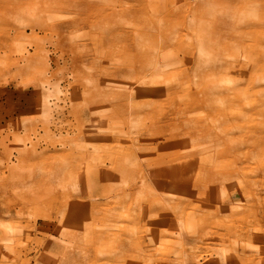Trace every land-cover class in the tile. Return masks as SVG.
<instances>
[{
	"label": "bare ground",
	"instance_id": "6f19581e",
	"mask_svg": "<svg viewBox=\"0 0 264 264\" xmlns=\"http://www.w3.org/2000/svg\"><path fill=\"white\" fill-rule=\"evenodd\" d=\"M69 1L64 0L54 10L57 14L59 13L60 17L50 25L56 29L55 36L52 37L53 42L50 44L43 42L33 46L32 54L26 49L22 51L25 54L22 62L24 64L32 62L35 65L45 92L46 101L43 106L37 108L43 109L45 112L53 108L45 122L32 124V121L24 120L21 122L22 128L24 131L48 130L50 133L53 132V139L45 147H40L18 137L15 138V146L12 149L14 152L7 151L5 155L0 154V169L6 170L5 172L9 173L8 177L11 180L37 182L35 177H32L33 174L30 175L29 170L23 171L21 168L30 160L41 161L43 164L41 171L53 179H76L73 194L67 192L61 194L59 202L61 207L53 215L56 226L81 224L77 221L79 214L75 213L74 208L76 203H82L79 196L84 195L82 187L87 186L89 182L98 185V191L87 195L89 198H102L116 191L117 185L113 181L118 161L116 152L124 159L128 173L135 175L137 172V159L139 160V158H136L126 139L121 142L118 137L114 136L107 139L102 146L94 144V139L89 135L97 130H109L107 127L108 118L99 117V109L92 108V106L116 94L121 101H117V103L121 104L125 100L127 108L134 112L137 110L136 97L143 96L149 104H154L149 110L154 106L158 108L161 116L158 124L160 123L163 131H169L164 136L165 141L158 145L171 150V154H166L169 160L172 155L187 156L188 160L183 163L169 165L168 169L158 165L151 171L150 179H152L155 190H158L166 202H169L174 215H177V209L182 205V203L176 202L178 193H184L191 199L201 195L214 201L222 190L226 195L233 191L234 182L232 183L231 178L236 174L247 173V180L239 181L242 185L239 191L247 192L253 186L260 192H264L263 168L254 174L250 167L245 166L246 164H233V166H229L233 169H224L226 168L224 162L218 161V157L222 154L232 156L237 148L249 146L251 143L249 134L255 132L250 131L255 117H249L264 114L260 113L262 110L264 112V103L249 99V89L242 94L245 99H238L233 90L236 85L229 87L224 84L227 82L226 79L231 77L230 74L233 70L231 62L238 58L246 60L250 58L251 53H255L257 56L254 60V67H251V70L254 69V74L249 78L251 81L250 91L255 90L256 86L252 77L264 79V52L263 55H260V52L264 51V23L262 21L255 24L251 22L252 20L251 23L247 22L246 24L237 21L241 34L239 37L232 36L229 40L230 46L228 45L230 50H224L225 53H222V40L215 29L217 25L204 20L205 15L210 16L213 13V11L210 12L213 8L210 7L211 9L208 10L207 5L203 7L205 1L176 0L177 4L175 9L173 7V11L166 12V8L163 9V13H165L160 19V22H163L160 23V28L155 27L156 22L151 16L154 9L151 5L152 0H149V3L145 0H138L140 2L138 5H127L121 0H107L108 3L101 0H76L73 4ZM209 1L213 2L214 0ZM152 3L154 2L152 1ZM156 3L158 4V2ZM249 7H251L250 11H254L258 20L264 18V0H256ZM146 8L150 12L146 11ZM250 11L244 10L243 15H248ZM174 16H177L180 30L177 33H169L168 28H171L168 26L165 28L164 22ZM130 21L134 23H132L134 25L132 29L125 26ZM246 29H248L247 32L243 31ZM31 30L33 34L36 31L34 27ZM155 30H159L156 35ZM48 31L51 32L50 29H46L45 35L39 39H49ZM101 37H104V42L109 45V51L104 53L100 50L103 47ZM172 41L179 44L181 51L175 56L171 54L172 57L169 54L163 55L162 47L169 46ZM226 44L224 45L226 46ZM130 49L136 51L135 60L133 58L131 64L127 66L118 65L120 55H126V50ZM58 51H60V55ZM222 57H225L226 60ZM93 65L100 67L95 78L90 73ZM171 69L172 72H170ZM170 74L175 78L172 81H169ZM245 76L248 79L249 75L245 74ZM101 79L114 80L118 91H113L101 84ZM83 80L92 83L95 90L82 85ZM219 83L223 84L220 88H218ZM134 87H138L135 95L131 92ZM263 91L264 89H258L253 93L261 94ZM179 92H183V95H179ZM33 93H38L37 88ZM159 96L162 97L161 100L157 99ZM235 106L240 109L235 110L237 109ZM247 110L251 111V116L247 115ZM68 115H73L77 121L72 131L58 127L62 121H68ZM140 116V114L139 116L133 114L131 118L136 121L140 119ZM3 119L5 117L0 116V135L5 133L1 122ZM15 126L18 125L15 124ZM16 127L15 131H17ZM127 128L132 134V124ZM13 134L15 135V133ZM238 139L240 142L236 143ZM88 146H92L93 152L98 154L105 155L107 152L113 151L114 156L109 158L94 156L88 150ZM189 146L192 147L190 151L188 150ZM203 146H207L208 152H213L207 161L210 165L201 170L202 175L204 173V176L211 177V186L200 190L202 180L192 178L197 173L201 174L200 171L197 172L202 161L198 152L203 150ZM163 156H159V160ZM255 176L258 178L257 180L253 179ZM76 177L79 178L78 182ZM141 181L146 183L142 174ZM10 188L9 184H0V191H7ZM235 194L237 193L235 192ZM260 198L251 207H259ZM76 199L79 201L72 202ZM209 205L206 206L207 209ZM94 206L96 209L98 203H94ZM159 206L163 208L165 206L159 202L156 207L160 209L161 213L165 212V208ZM210 206L214 209L219 208V210L222 208L220 202L217 201H214ZM15 209L20 218V215L24 213V206L19 204ZM156 211L154 209V212ZM99 213L108 216V210H98L93 215L96 217ZM117 213H120L121 219L125 216L122 211L118 210ZM94 216L84 220L85 238L101 237L102 232L98 234L94 232L93 220H96ZM144 216H146L145 213ZM51 220V218L49 220L46 218L43 221H48L46 226L51 227L53 221ZM134 220L139 219L134 218ZM24 222L28 223L29 221L25 219ZM122 222L105 226V232L113 236L112 229L121 228ZM212 223L214 224V221L207 219L202 228L194 230L190 235H186L184 227H181V235L178 236L165 234L169 233V230L165 229L163 237L171 238L172 245L167 252L162 254V257L164 259H180L181 264L192 263L193 257L186 252L183 246L185 243H193L196 248L201 249L202 242L211 238L209 227ZM74 238L76 237L74 236ZM153 240L152 238L146 242L142 239V242L120 243L113 248H104L103 253L106 258L104 264H112L110 261L113 258L134 257L141 251L140 254L144 256L143 252H149ZM180 240L181 242H179ZM113 243L114 241H112ZM195 247L194 249H196ZM236 256L240 255L236 254ZM153 260L158 264L161 262L156 258Z\"/></svg>",
	"mask_w": 264,
	"mask_h": 264
},
{
	"label": "rangeland",
	"instance_id": "374dc122",
	"mask_svg": "<svg viewBox=\"0 0 264 264\" xmlns=\"http://www.w3.org/2000/svg\"><path fill=\"white\" fill-rule=\"evenodd\" d=\"M63 1L0 0V116L5 117L1 120L5 132L0 135L1 155H5L7 151L14 152L12 149L15 146V138L18 137L27 140V143L31 141L40 147H45L53 139V132L50 133L48 130L24 131L22 128L23 124L21 122L24 120L32 121V124L45 122L48 119L49 112L53 110V108L46 110V112L43 109L39 110L46 101L41 77L32 62L25 64L22 62L25 57L22 51L26 49L32 54L33 46L43 42L49 44L53 42L52 37L55 36L56 29L50 25L60 17L59 13L57 14L54 10ZM75 1L70 0L69 2L73 4ZM101 1L108 3L107 0ZM121 1L126 2L127 5L140 4L138 0ZM152 1L151 5L154 9L151 16L154 17L156 22L155 27L160 28V19L165 13H163V9L166 8V12L173 11L177 2L176 0ZM191 1L193 0H185V2ZM203 1H205L203 7L207 5L208 10L213 8V10H210L213 13L210 16L205 15L204 20L213 22L215 26L217 25L215 29L222 40V53L230 50L228 47L230 38L232 36L239 37L241 34L237 21H242L243 24L247 22L255 24L259 21L264 23V18L258 20L254 11L249 10L251 9L249 6L254 4L256 0ZM145 2L149 3V0H145ZM244 10L250 11V13L244 16ZM177 16L169 21L166 19L167 21L164 22L165 28H171H168L169 33H177L180 30L177 24ZM132 23L130 21L125 26L132 29L134 26V23ZM32 27L36 29L34 34L31 30ZM46 29H50L52 32L48 31L49 39H39L45 35ZM158 31H154L155 35ZM243 31L247 32L248 29ZM104 40V37H101L103 47L100 50L103 53L109 51V45ZM223 43H227L226 46ZM130 44L132 45L131 42ZM179 48H181L179 44L172 41L169 46H164L161 50L163 55L172 54L175 56L181 51ZM263 52H260V55H263ZM58 54H61L60 51H58ZM125 54L120 55L118 65L127 66L131 64L133 58L135 60V50H126ZM256 56L255 53H251L250 58L246 60L238 58L232 61L231 77L226 79L227 82L224 84L229 87L236 85L233 90L235 97L238 99H245L242 94L249 89V99L264 103V91L261 94L253 93L258 89H264V79L252 77L256 86L254 87L255 90L250 91L251 81L249 78L254 74V69L251 70V67H254ZM222 58L226 60L225 57ZM99 69V66L93 65L90 73L94 78ZM170 72H172V69ZM245 74L249 75L248 79ZM169 79V81H172L175 78L170 74ZM114 82L111 79L109 81L101 79V84L106 85L113 91H118ZM82 85L95 90L90 82L83 80ZM221 85L223 84L219 83L218 88ZM35 88L38 90L36 94L33 93ZM137 88L132 89L133 95H135ZM179 95H183V92H179ZM157 99L161 100L162 97L159 96ZM117 101L120 100L116 94L92 106V108L99 109V117L108 118L107 127L109 130H97L89 135L94 139V144L102 146L107 139L114 136L118 137L121 142L126 139L136 158H139V160L137 159V172L135 175L128 173L124 159L116 152L118 161L113 176V181L117 185L116 191L102 198H89L87 195L98 191V185L89 182L87 186L82 187L83 192H81L84 195L79 196L82 203L78 202L77 199L72 201L74 203L78 202L77 205L75 204L74 209L75 213L79 214L77 221L82 225L65 224L56 226L53 215L61 207L59 204L61 194L67 192L72 195L76 186V179H53L46 176L41 171L43 164L39 160L27 161L25 166L21 167L23 171L29 170L30 175L33 174L32 177H35V181H37L33 183H28L29 181L20 182L18 179L11 180L8 177L9 173H6L4 169H0V184L11 186L7 191H0V264H104L106 261L105 253H103L104 248H113L120 243L142 242V239L149 242L152 238L154 239L152 246L149 248L148 253L143 252L144 256L140 254L141 251L136 253L134 257L113 258L110 262L112 264H158L153 260L156 258L161 260L160 264H181L180 259H164L162 257V254L167 252L170 245H172L171 238L163 237L165 229L169 230V233L165 234L178 236L181 235V227H184L186 235H190L194 230L202 228L207 219L214 221V224L212 223L209 227L211 238L202 242L201 249L196 248L193 243H185V246H183L186 252L193 257L190 264H264V192H260L258 188L253 186L247 192L239 191L242 186L239 181L247 180V173L236 174L231 178L234 187L229 195H226L222 190L219 197L216 196L214 201L220 202L221 210L210 206L213 205L214 201L209 197L197 195V198L191 199L184 193H178L176 202H180L182 205L177 209V215H174L169 202H166L164 196L158 190H155L152 179H150V176L152 177L151 171L158 165L161 168L168 169L169 165L183 163L188 160L187 156L172 155L169 160L166 154L168 155L171 150L158 145L165 141L164 136L169 131H163L160 123L158 124L161 117L158 108L154 106L149 110L154 104H149L143 96L136 97L137 110L134 112V110L127 108L128 105L125 100V103L122 102L121 104H118ZM239 109L237 107L235 110ZM260 113H264L263 110ZM133 114L136 116L140 114V119L134 121L131 118ZM250 114L251 111L247 110V115ZM252 117H255V121L250 131L256 133L249 134L251 143L246 148H237L232 156H225L224 154L219 156L218 161L224 162L225 165H223L226 166L224 169H233V167L229 168L233 164H246L245 166L250 167L254 174L260 168L264 169V114L249 118ZM67 118L68 121H62L58 127L72 131L77 121L73 115H68ZM15 124L18 126L16 127ZM131 124L132 134L127 128ZM15 127L17 131L14 130ZM118 131L122 132L119 133ZM239 142L240 139L236 140V143ZM87 148L94 156H105V158L114 156L113 151H109L104 155L103 153L93 152L92 146ZM206 148L207 146H203V150L197 151L202 158L197 170L200 173L205 166L210 165L207 161L210 158L209 155L213 154V152H208ZM188 150H192V147L189 146ZM159 156H163V158L159 160ZM14 163L16 164L15 159ZM141 174L145 177L146 183L141 181ZM195 175L192 179L202 180L200 190L211 186V177L204 176V173L203 175L202 173ZM78 177H76L77 182ZM253 179L257 180L258 178L255 176ZM259 197H261L260 206L251 207L257 203ZM159 202L165 206V212L163 211V213L156 208ZM94 203H98L96 209ZM19 204L24 206V213L20 215V218L17 216L15 209ZM207 205H209L208 209L206 208ZM116 207L117 209H115ZM159 207L163 208L162 206ZM106 209L108 210V216H104L102 213L97 214L96 217L93 215L98 210L107 211ZM154 209L157 211L154 212ZM118 210L125 214L123 219L120 218V213H117ZM129 213L130 215H128ZM144 213L146 216H144ZM92 216L96 219L93 220L94 232L96 234L102 232L100 238L84 237V220ZM46 218L53 220H51V227L46 226L48 221H43ZM134 218L139 220H134ZM25 219L29 222L25 223ZM121 222L123 223L121 228L112 229L114 237L105 232V226L121 224ZM112 241H114L113 244ZM236 254L240 256H236Z\"/></svg>",
	"mask_w": 264,
	"mask_h": 264
}]
</instances>
